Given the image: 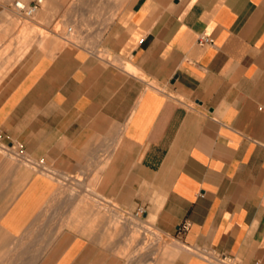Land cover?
Listing matches in <instances>:
<instances>
[{"label":"crops","instance_id":"0c3cea01","mask_svg":"<svg viewBox=\"0 0 264 264\" xmlns=\"http://www.w3.org/2000/svg\"><path fill=\"white\" fill-rule=\"evenodd\" d=\"M17 1L0 0V139L25 155L0 151L3 262L22 239L35 263V217L73 178L56 199L89 234L65 227L38 264H145L128 252L151 217L172 242L151 264H264V0Z\"/></svg>","mask_w":264,"mask_h":264},{"label":"rangeland","instance_id":"374dc122","mask_svg":"<svg viewBox=\"0 0 264 264\" xmlns=\"http://www.w3.org/2000/svg\"><path fill=\"white\" fill-rule=\"evenodd\" d=\"M20 1L25 3L26 0L25 1L20 0ZM12 141L13 140L11 139V141H10L11 142L10 144L12 145L11 146V145H8L9 143H7V141H1V139H0V151L8 154L12 158H14V157L20 158L21 155H24V154H22L18 150V147L13 145L15 143ZM70 179L73 180V183H68V184L60 183L59 189H57L55 191L54 198L52 200H50L49 203L41 210L39 215L35 217V223H34V228H35V231H34L35 242L34 243H35V246L32 249L33 257H34V261H35L34 264H38L37 261L40 260L41 255L44 252H46V250H47L46 247L43 246V241H45V240H56L57 236H59L60 234L65 232V230H64L65 227L71 228L70 231H66V233H64L62 235V238L65 236L66 240H72L80 232L89 234V231H86V228L76 227V222H77L78 226L80 225V221H81L80 216H77V218H76V217H73L72 215H69V216L63 215V213H68V211H70V209L74 205V202L79 203V201L74 200V199H70V198H68V199H56L63 192H66L65 194L68 195V193L74 194L78 190L79 182L74 180L73 178H70ZM58 181H65V179L58 178ZM97 204H99L101 206V210L99 212L104 211V213H105L107 210L110 212L117 211L115 209V207H113L109 202L104 201V203L103 202L101 203L98 201L93 206H96ZM64 211H66V212H64ZM117 213L121 214L122 217H127L121 212H117ZM85 218H89V217H85ZM130 219L137 222L136 218L131 217ZM47 220H48V222H47ZM150 223L153 224L152 225L153 228H151V226H149ZM59 228H60V231L58 230ZM156 231L160 232L154 225V219L152 217L147 219L145 221L144 235L142 236L144 239V245L140 246V248H138V250L135 249L134 250L135 252L130 251V253H131V254L129 253L130 260L137 258L138 255H142V254H140L141 252H145L146 254H145V262L144 263L145 264H147V263L151 264V260L148 258L153 253L155 245H157V258H158L159 255L161 254V251L163 250V248L164 247L166 248L167 245L172 243V242H168L167 241L168 237L163 235V234H162L163 237L161 236V238H158L157 236H155V235L159 234ZM109 233L112 235L111 232H109ZM136 233H138V232L136 231L135 233L134 232L132 233V237L130 238L132 241L138 237V234H136ZM101 234L102 233H99V237L101 236ZM146 235H147V237H146ZM67 237H69V238H67ZM21 238H22V236H21ZM100 238L102 240V236ZM21 241H22V239H21ZM21 241L18 242V245H15V247L13 248L11 257L9 259L10 262L9 263L3 262L4 259H2V257L0 256V264H24L23 262H20L22 257H23V254H24V250H25L21 247ZM102 242H103V244H105V242H106L105 236H104ZM131 242H130V245H131ZM74 250H75L74 247L68 249L64 258L60 262V264H66L70 260V258L72 257ZM139 250H141V251H139ZM48 251H50V255L52 257H56V256H58V254L60 252V248H53V249H49ZM69 254H70V256H69ZM133 255H135V257ZM131 256L134 258H132Z\"/></svg>","mask_w":264,"mask_h":264},{"label":"bare ground","instance_id":"6f19581e","mask_svg":"<svg viewBox=\"0 0 264 264\" xmlns=\"http://www.w3.org/2000/svg\"><path fill=\"white\" fill-rule=\"evenodd\" d=\"M12 158V157H11ZM13 159V158H12ZM52 200V199H51ZM99 201V200H98ZM102 202V201H101ZM86 204V203H85ZM88 205V204H87ZM93 208H95V209H97V211L99 212L100 210H101V206L99 205V204H97L96 206H92ZM87 208V207H86ZM76 210V209H75ZM118 211H116L115 212V215H114V220L112 221L113 222V225H114V227H115V231L114 232H117L118 231V229L119 230H121V228H122V222H127V219H130V218H128V217H122L121 216V214H119V213H117ZM70 215H72L73 217L75 216V213H72V214H70ZM113 216V215H112ZM72 217V218H73ZM112 219V218H111ZM71 220V219H70ZM70 222V221H69ZM73 222V221H72ZM109 222H110V220H109ZM129 222L131 223V226L133 227L134 226V230H133V232L135 233L136 231H137V222H135L134 220H129ZM132 223H134V224H132ZM74 224V223H73ZM109 224V223H108ZM131 227V228H132ZM111 228V227H110ZM108 232V231H107ZM136 234H138V233H136ZM155 236H157L158 238H161V235L160 234H157V235H155ZM136 237V236H135ZM146 237H147V235H146ZM67 238H69V237H67ZM157 238V239H158ZM64 239V238H63ZM135 239H137V238H135ZM149 239V238H148ZM65 240H66V238H65ZM132 241V240H131ZM155 243V242H154ZM148 245V244H147ZM125 250V249H124ZM138 250V249H137ZM139 251H141V250H139ZM127 252V251H126ZM135 252V251H134ZM128 253H130V252H128ZM131 254V253H130ZM137 254V253H136ZM141 254V253H140ZM146 254V253H145ZM69 256H70V254H69ZM134 257H135V255H133ZM132 257V256H131ZM134 257H132V258H134ZM130 259V258H129ZM133 260V259H132ZM130 261V260H129Z\"/></svg>","mask_w":264,"mask_h":264},{"label":"built area","instance_id":"2783aa9c","mask_svg":"<svg viewBox=\"0 0 264 264\" xmlns=\"http://www.w3.org/2000/svg\"><path fill=\"white\" fill-rule=\"evenodd\" d=\"M41 1L42 0H35L31 4H26V3H23L22 1L19 0V1L16 2V4H17V6L20 9H22L24 11V14L31 15V14H33L36 11V9H37V7H38V5L40 4ZM211 41H212V38L207 36V35H201L199 37V42H201V43H206V42H211ZM182 226H183L184 229H187L188 223L184 222L182 224Z\"/></svg>","mask_w":264,"mask_h":264}]
</instances>
